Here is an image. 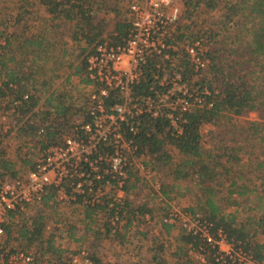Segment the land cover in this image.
Returning <instances> with one entry per match:
<instances>
[{
	"label": "trees",
	"instance_id": "1",
	"mask_svg": "<svg viewBox=\"0 0 264 264\" xmlns=\"http://www.w3.org/2000/svg\"><path fill=\"white\" fill-rule=\"evenodd\" d=\"M36 2L47 7V13L53 18V29L71 24L74 33L70 37L74 43H78L81 51L79 57L83 59L69 66L83 84L94 85L88 77L86 59L105 37L114 44L122 43L127 37L130 25L124 0ZM184 4L185 19L191 18L197 10L212 12L221 5L220 0H184ZM22 8L19 19L15 18L12 25L22 27L19 29L22 31L18 30L17 33L16 30L14 34L0 31V38L4 40V44L0 42V99L1 103H5L0 105V109L13 112L16 119H26L20 134L29 140L38 139L39 147L44 149L61 144L77 124L89 120L88 100L83 105L74 101L71 92L52 89L53 78L57 77L51 78L42 72L43 62L49 59L50 50L55 46L50 41V30H46L44 36L28 37L27 16H31L33 11ZM226 8L225 34L212 31L188 36L181 33L178 38L180 42L201 38L208 41L210 65L196 82V86L210 90L206 106L195 107L182 116L183 133L180 135L173 134L165 119L144 117L139 134L134 139L140 149L147 152L148 166L154 170L160 167L168 170L176 182L174 188L182 195L187 192L192 194L194 205L187 211L201 214L213 225V232L224 231L236 250L241 249L242 255L252 256L256 264H264V243L260 241L264 237V0H230ZM101 13L105 14L103 18ZM236 17L240 21L236 23L239 32L233 36L229 34V25L233 27ZM246 23H251L253 27L246 28ZM250 30L249 40L246 38ZM244 32L247 34L242 37ZM62 51L63 55L75 54H70L66 48ZM67 81L70 82V78ZM111 93L106 99L108 106L118 98L115 92ZM43 97H46L44 101ZM251 113L259 114L260 119L249 127L237 124L238 119ZM206 127L208 130L204 132ZM41 130H44L43 136L38 134ZM247 133L254 136V146L243 138ZM243 156H248L250 160L244 163ZM1 157L0 186L6 176L17 178L20 175L14 163ZM24 165L28 171L34 167L30 161H24ZM138 184L139 178L131 172L129 189L137 191ZM184 184L186 188H183ZM171 192H167L165 186L161 187L162 197L171 200ZM153 195L156 194H149L148 198ZM54 197L55 191L50 189L44 198L43 208H39L29 221L25 219L16 224L11 218L5 225V243L13 251L16 247L34 246L42 257H51L56 264H67L68 251L57 248L53 236L45 238L43 210L53 208L51 202ZM239 198L253 199L246 217L241 218L237 212H228L230 208L242 207ZM95 211L87 210V220H92ZM152 214L148 200L141 205L135 204L134 200L128 202L126 233L136 221L142 222L139 217H152ZM162 226L168 233L174 229L170 225ZM70 234L74 235L73 229ZM202 245L205 246L199 236L180 230L173 264H200L195 258L192 259L190 247L198 251ZM94 246L98 247L96 243ZM160 249L162 253L165 251L163 247ZM205 257L206 264H241L238 257L236 260L230 259L218 246L207 247ZM90 258L92 264H103L96 251ZM153 261L167 264L161 254H155Z\"/></svg>",
	"mask_w": 264,
	"mask_h": 264
},
{
	"label": "built area",
	"instance_id": "2",
	"mask_svg": "<svg viewBox=\"0 0 264 264\" xmlns=\"http://www.w3.org/2000/svg\"><path fill=\"white\" fill-rule=\"evenodd\" d=\"M183 6L184 0H127V37L120 44L105 37L86 59L88 77L94 83L87 101L89 120L77 124L61 144L39 147L32 170L1 182L0 264H47L37 251H13L2 240L10 219L16 224L31 220L43 208L50 189L55 191L53 208L69 216L77 213L85 221L87 210L96 209L93 220L104 236L125 231L128 202L142 199L128 187L131 172L139 178L137 191L149 186L164 200L161 185L147 165L149 156L134 137L144 117L165 119L173 134H182V116L206 106L211 94L208 87L196 86L210 65L208 41L178 40L186 14ZM111 92L118 98L108 106ZM1 115L4 122L15 117L13 112ZM10 129L7 126L6 133ZM38 134L43 136L44 130ZM161 223L202 239L205 246L198 251L190 247V255L200 264L207 263V247L216 246L230 259L238 257L241 264H256L252 256L236 250L224 231L213 232V225L199 213L168 204ZM70 225L65 220L56 227L65 234L73 229L77 235L87 228H80L78 222ZM224 245L230 250H223ZM56 247L60 248L57 243ZM68 264H92L86 247L76 251Z\"/></svg>",
	"mask_w": 264,
	"mask_h": 264
},
{
	"label": "rangeland",
	"instance_id": "3",
	"mask_svg": "<svg viewBox=\"0 0 264 264\" xmlns=\"http://www.w3.org/2000/svg\"><path fill=\"white\" fill-rule=\"evenodd\" d=\"M227 2H230V0H220V8L216 11L208 12L206 9H200L195 11V14H193L191 18H184L181 25V33L187 34L188 36H192L193 34L199 35L204 32L210 33L212 31L215 33L225 34L224 32L226 31V28H224V25H227L226 15L228 14V8H226ZM33 4L34 0H0V31H4L7 34H14L16 33V30L17 33L22 31L19 30L20 28L18 26H12L13 23H15L14 20L15 18L19 19L18 15L19 13L21 14L22 7H24V9H33ZM123 6L125 10V7H127V0H124ZM183 8L186 13L185 4ZM43 14L44 12H42V10L40 11V9H35L31 16H27L29 21L28 24H30V22H32V25L38 23L39 27L34 26L38 27V29L34 27L30 28V25H28L29 28H27L26 34H30L31 32L37 33L40 31V24L42 23L41 18H44ZM100 16L103 18L105 14L101 13ZM234 20L235 24L232 23L233 27L229 25V34H232L233 36L239 32V28L236 27V23L240 22L239 17L234 18ZM241 20L244 21L242 18ZM226 27L228 28V26ZM245 27L252 28L253 26L251 23H246ZM51 28L52 26L49 31L51 36L50 41L53 42L55 46L50 50L51 54L48 57L49 59L43 62L44 71L42 72L47 73V75L51 78L53 76L57 77L53 78V90L57 91L60 89L61 91L71 92V95L74 97V101L84 105L86 100H88V94L91 87L83 84L78 76H74V70L69 66L72 63L78 64L83 59L82 56L79 57L81 51L78 48V43L67 44L66 42V39L70 37V35H73L74 30L70 23L58 29ZM246 34L247 32H244L242 37L246 36ZM250 37L251 30L248 31L246 39L250 40ZM192 38H195V36ZM0 42L4 43V40L0 38ZM65 48L68 52L70 51V54H75H73V56L69 55V53H67V55H63L62 50ZM68 78H70V82L67 81ZM45 98L46 97H43V101ZM1 102L2 101L0 99V105H5V103ZM2 112L7 113L9 111L0 109V156H2L1 158L4 160L14 163L15 170L19 172L20 175H23L28 172L26 166L24 165V161L34 162L35 156L38 154L39 144L37 139H33L35 142L33 140L30 141V138L26 139L20 134V129L23 128V123L26 119L21 120L11 117L7 122H4L1 119ZM259 119V114L251 113L246 117L238 119L239 121L237 124L249 127L251 123L258 121ZM7 126L11 128L8 133H6ZM207 130L208 127L204 129V132ZM251 134L252 133L244 134L243 138H247L248 142L254 146V136ZM242 158L244 163H247L250 160L248 156H243ZM151 169L155 173V180L161 185V187L165 186L167 192L170 190L172 191L170 193L171 200L162 197L164 200L160 201V195L154 191V188L149 186L142 187L140 191H134L135 194L139 192V195L142 197V199H137L136 197L134 199V203L141 205L143 201L148 200L150 202V208L153 211V216L139 217L142 222L139 223L136 221V227L131 228L128 233L123 231L118 236H104L102 233V235L98 236L101 232L96 220H93V218L91 221L87 219L82 221L77 213L69 216V212L63 211L58 207L43 210V215L45 217V238L48 239L53 236L54 240L56 239L55 246L57 243L60 248L68 251V254L66 255L67 257L69 256L67 264L69 263L71 256L76 251L84 247H86L90 256L94 251H96L99 258L103 261V264H156L153 261L155 254H161L167 264L175 263L176 259L173 256V253L176 246V238L180 230L174 228L170 233L166 232L162 226L161 219L168 212V204L178 205L181 209H187L194 205V200L191 198L192 194L190 192L182 195V193H179L180 191H178L177 188H174L176 182L169 175L168 170L163 169L162 167L155 170L153 168ZM6 179L13 178L8 175L6 176ZM186 187V184H184L183 188ZM153 193L158 195V198L156 195L148 198V195H152ZM239 200L242 207L230 208L228 212H237L241 218L246 217L249 212L248 208L254 203L253 199L247 200L246 198H239ZM65 220L72 222L70 227H74L76 222L79 223L80 228H84L86 226L87 228L85 233L78 235L74 234L72 236L71 234L59 232V229L56 226L59 222H63ZM5 239L6 238L4 237L2 243L8 248H11L5 243ZM260 241L264 243V237H261ZM94 243H96L98 247H95ZM15 246H17V244H15ZM161 247L165 249L163 253L161 252ZM16 248L22 249V247ZM222 248L223 250H230V246L227 245H224ZM23 249H26L27 251H36V247L34 246ZM193 258H195L194 255H192V259ZM45 261L47 264H56V261L48 256Z\"/></svg>",
	"mask_w": 264,
	"mask_h": 264
},
{
	"label": "crops",
	"instance_id": "4",
	"mask_svg": "<svg viewBox=\"0 0 264 264\" xmlns=\"http://www.w3.org/2000/svg\"><path fill=\"white\" fill-rule=\"evenodd\" d=\"M36 2V0H34V4L32 5L33 6V9L32 8H30V10L31 11H35V9H40V11L42 10V12H44V14H43V17L44 18H41V24H40V31L39 32H31L30 34L29 33H27L26 35L28 36V37H38V36H44L45 35V33L47 32L46 30H50V27H51V25L53 24L52 23V16H50L48 13H47V7L44 5H39L37 2ZM37 21V20H36ZM28 25H30V28L31 27H34V26H38L39 24L37 23H35V25H32V22H30V24H28L27 23V26ZM39 27V26H38ZM38 27H34V28H37L38 29ZM22 28V27H21ZM20 28V29H21ZM29 28V27H28ZM33 28V29H34ZM27 30V29H26ZM66 42H67V44H72V43H74V41L72 40V38L71 37H68L67 39H66Z\"/></svg>",
	"mask_w": 264,
	"mask_h": 264
}]
</instances>
